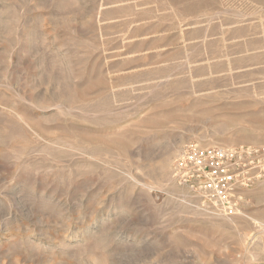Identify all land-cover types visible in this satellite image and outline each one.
<instances>
[{
	"label": "rangeland",
	"instance_id": "1",
	"mask_svg": "<svg viewBox=\"0 0 264 264\" xmlns=\"http://www.w3.org/2000/svg\"><path fill=\"white\" fill-rule=\"evenodd\" d=\"M0 264H264V0H0Z\"/></svg>",
	"mask_w": 264,
	"mask_h": 264
},
{
	"label": "built area",
	"instance_id": "2",
	"mask_svg": "<svg viewBox=\"0 0 264 264\" xmlns=\"http://www.w3.org/2000/svg\"><path fill=\"white\" fill-rule=\"evenodd\" d=\"M247 155L243 148H200L188 144L173 162L174 179L191 190L198 188L199 194L206 197L204 202L209 199L214 206L232 205L236 173L240 171L244 176L254 168Z\"/></svg>",
	"mask_w": 264,
	"mask_h": 264
}]
</instances>
